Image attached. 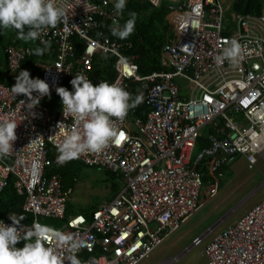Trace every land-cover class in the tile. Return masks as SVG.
Masks as SVG:
<instances>
[{
  "label": "built area",
  "instance_id": "obj_1",
  "mask_svg": "<svg viewBox=\"0 0 264 264\" xmlns=\"http://www.w3.org/2000/svg\"><path fill=\"white\" fill-rule=\"evenodd\" d=\"M149 1L159 6L163 0ZM168 1L172 36L161 52L167 69L143 75L138 56L128 52L133 43L109 36L102 27L101 20L110 28L122 26L115 2L88 0L85 6L86 0H69V20L43 34L54 56L38 63V77L49 82L51 95L31 112L25 109L27 98L13 97L10 88L33 49L6 48L11 83L0 82V120L14 119L18 127L13 153L0 159V192L14 175L17 189L25 194L23 209L33 215L32 220H21V225L45 223L44 218L60 220L54 228L83 242L76 253L82 264H139L200 207L204 170L199 166H206L216 180L213 195L222 165L244 154L253 167L264 153V0L260 14L234 12V29L225 24L223 0ZM231 38L241 42L245 58L238 66L227 61L218 65L215 57ZM109 53L117 57L113 83L141 94L142 109L138 105L123 119L113 118L122 136L102 152L84 153L77 159L120 175L124 187L91 217L67 216L74 187L66 185L59 173L50 172L54 166L50 152L53 147L59 153L63 141L56 134L59 123L70 132L73 120L64 117L62 105L56 110L50 103L58 95L57 85L65 86L78 73L91 79L95 57ZM177 77L189 79V95L182 93ZM208 126L220 131L210 133L209 146L194 156ZM33 159L40 162L38 175L30 170ZM205 254L206 264H264V197L218 232L207 243Z\"/></svg>",
  "mask_w": 264,
  "mask_h": 264
},
{
  "label": "clouds",
  "instance_id": "obj_2",
  "mask_svg": "<svg viewBox=\"0 0 264 264\" xmlns=\"http://www.w3.org/2000/svg\"><path fill=\"white\" fill-rule=\"evenodd\" d=\"M86 0L85 6H87ZM69 0H0V32L15 30L16 37L25 42L40 41L44 46L34 49L43 55L51 49V42L43 34L69 20ZM127 0H115L114 9L122 15ZM136 13L130 12L129 19L121 26L111 28L112 35L123 40L134 31ZM91 51V49H89ZM245 58L244 47L236 38H231L222 52L215 57L218 65L225 61L238 66ZM10 88L13 97L23 95L25 109L31 112L44 97H50L51 88L46 79L33 78L27 69L20 70ZM72 89L57 85L56 93L61 98L63 115L71 117L70 132H64L59 123L63 141L58 145V163L64 164L79 158L84 153H99L110 143H115L118 135L113 118L123 119L131 108L143 102L141 94L130 93L116 83L101 81L94 84L86 75L76 74L70 81ZM35 93V95H34ZM18 124L14 119L0 120V159L11 155L17 140ZM22 163V161H18ZM40 162L33 159L30 170L38 175ZM11 224L0 219V264H82L76 254L83 245L73 241V237L46 223L34 221L31 226L21 225L22 217L9 215ZM23 246H18L20 242Z\"/></svg>",
  "mask_w": 264,
  "mask_h": 264
},
{
  "label": "trees",
  "instance_id": "obj_3",
  "mask_svg": "<svg viewBox=\"0 0 264 264\" xmlns=\"http://www.w3.org/2000/svg\"><path fill=\"white\" fill-rule=\"evenodd\" d=\"M232 7L234 12L239 14H260L262 11V0H233ZM130 12L136 13V25L135 31L127 39L121 40L112 35L111 28L105 20H101L102 27L109 36L121 41H131L133 43V47L128 52L130 54L135 53L138 56L136 62L139 65L141 74L148 75L154 71L167 69L163 64L164 62L161 52L164 44L172 36L170 22L167 18L170 12L169 1L163 0L159 6H155L149 0H127V6L123 14L120 15L122 25L127 19H129ZM8 46H30L33 49V53L23 60L19 69V71L24 69L29 70L32 77H38L41 74V68L38 66V63L41 60H51L54 56L51 49L46 51L43 55L35 54L34 49L37 47H43L44 45L40 44L38 41L25 42L17 39L15 30H11L10 33H8V30L0 32V82L5 84L11 83V79L6 74V66L8 62L6 48ZM78 52H81V48ZM116 59L117 57L110 53L98 54L95 57L90 80L94 84L101 81L113 83L116 77ZM19 71L17 72V75ZM65 87L69 88V90L72 88L70 80L66 81ZM135 92V90L132 91L133 95L136 94ZM59 103H61V98L59 95H56L51 101V106L54 107L55 105H59ZM138 108L142 109L141 103ZM211 132H214V130L208 128L200 137L198 149L201 150L202 148L209 146L210 141L208 136ZM58 155V152H50V157L54 160V166L51 168L52 172H59L64 177L66 185L75 184V177L78 176L79 171L86 164L79 159H72L64 164H59ZM228 166L229 164L222 165L218 172ZM199 168L204 170V184L216 183V180L209 173L206 166H199ZM103 170L107 174V180L110 183L111 188V191L108 194V199H112L124 187V182L120 175H117L108 169ZM15 179V176L11 175L9 183L0 192V218L10 220L9 215H15L18 219L22 217V220L24 221L32 220L33 215L23 209L25 194L19 192L15 185ZM100 204L101 202H96L77 211L71 206L69 201L66 215L69 216L76 213H85L88 217H91L92 212L97 209Z\"/></svg>",
  "mask_w": 264,
  "mask_h": 264
},
{
  "label": "rangeland",
  "instance_id": "obj_4",
  "mask_svg": "<svg viewBox=\"0 0 264 264\" xmlns=\"http://www.w3.org/2000/svg\"><path fill=\"white\" fill-rule=\"evenodd\" d=\"M223 1L225 24L234 29L237 22L234 20L233 0ZM176 81L183 87L184 95L191 93L188 78L177 77ZM198 152L195 149L194 155ZM217 177V192L211 195L214 183L204 184L198 210L139 264H161L164 260H174L172 264H206L207 243L224 227L245 216L264 197V153L258 156L253 167H250L247 157L240 154L228 167L221 169ZM77 178L70 197V204L75 210L108 199L111 188L103 169L85 165ZM43 221L51 226H59L61 222L51 218H44ZM204 234L201 241L200 236Z\"/></svg>",
  "mask_w": 264,
  "mask_h": 264
},
{
  "label": "crops",
  "instance_id": "obj_5",
  "mask_svg": "<svg viewBox=\"0 0 264 264\" xmlns=\"http://www.w3.org/2000/svg\"><path fill=\"white\" fill-rule=\"evenodd\" d=\"M114 2H115V0H113ZM50 105H51V103H50ZM61 106V103H59V105H55L54 107H52L53 109H58L59 107ZM208 128H211V129H213L214 130V132H216V133H219V131H220V128H218L217 126L216 127H211V126H208V127H206L205 129H204V131H203V134H204V132L208 129ZM218 128V129H217ZM212 133V132H211ZM202 134V135H203ZM210 135V134H209ZM208 138H209V136H208ZM209 141H210V139H209ZM198 144H199V142H198ZM50 147H51V145H50ZM196 149H198V145H197V147H196ZM199 151H200V149H198ZM51 152H56L55 150H54V148L53 147H51ZM57 153V152H56ZM194 154V153H193ZM195 156V155H194ZM54 161V160H53ZM88 166V165H87ZM93 167H95V166H93ZM53 168V167H52ZM101 169H103V168H101ZM50 172H52V169H50ZM52 173H59V172H52ZM60 174V173H59ZM61 175V174H60ZM63 177V176H62ZM77 178V177H76ZM78 179V178H77ZM63 181H64V177H63ZM76 181L77 180H75V183H76ZM65 183V182H64ZM70 185H72L73 187H74V185L75 184H70ZM107 200H110V199H107ZM107 200H105V201H107ZM104 202V201H103ZM102 202V203H103ZM101 203V204H102ZM100 204V205H101ZM83 214H85V213H83Z\"/></svg>",
  "mask_w": 264,
  "mask_h": 264
},
{
  "label": "water",
  "instance_id": "obj_6",
  "mask_svg": "<svg viewBox=\"0 0 264 264\" xmlns=\"http://www.w3.org/2000/svg\"><path fill=\"white\" fill-rule=\"evenodd\" d=\"M205 234H206V233H205ZM205 234L200 236V239H201V240L204 238Z\"/></svg>",
  "mask_w": 264,
  "mask_h": 264
}]
</instances>
